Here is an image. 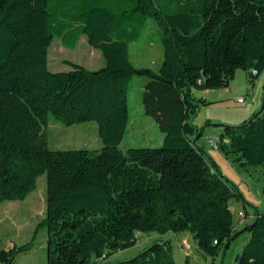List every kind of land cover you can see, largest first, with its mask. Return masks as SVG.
Listing matches in <instances>:
<instances>
[{
	"label": "trees",
	"instance_id": "16d2710c",
	"mask_svg": "<svg viewBox=\"0 0 264 264\" xmlns=\"http://www.w3.org/2000/svg\"><path fill=\"white\" fill-rule=\"evenodd\" d=\"M152 23L162 50L156 71L136 68L130 56ZM81 37L104 66L65 62L69 71H49L53 39L75 50ZM238 70L250 83L264 74V0H0V205L24 201L45 176L36 230L47 233L46 264H174L169 242L108 263L139 234L169 233H188L214 259L241 232L249 240L234 264H264V209L235 229L229 203L242 197L197 145L203 127L191 123L210 105L196 93L227 88ZM136 77L145 81L135 103L161 141L122 149ZM50 118L96 123L101 148L50 150ZM216 126L213 148L225 159L239 169L264 165L262 111ZM31 250L32 243L0 250V264Z\"/></svg>",
	"mask_w": 264,
	"mask_h": 264
},
{
	"label": "rangeland",
	"instance_id": "374dc122",
	"mask_svg": "<svg viewBox=\"0 0 264 264\" xmlns=\"http://www.w3.org/2000/svg\"><path fill=\"white\" fill-rule=\"evenodd\" d=\"M159 30L152 24H150L145 32V35L140 43L133 44L130 48L131 62L136 68H149L156 71L160 65L162 59V50L159 44V37L154 31ZM152 40V44H148V40ZM48 69L49 71L63 72L69 71L70 68L65 62H71L78 64L89 71H95L104 66V59L99 50L92 49L88 46L86 37H81L75 50L66 49L61 45L57 39H53L47 53ZM264 74L260 75V79H263ZM145 78L136 77L131 82L129 91V116L130 123L127 133L120 145L122 149L132 147H156L159 145L158 138L161 136L157 129L156 124L152 119L145 117L143 110L135 103L133 94L139 96L142 91V82ZM244 84H247V74L238 70L235 73L233 87L243 88ZM219 90H213V94H217ZM251 91V90H250ZM201 98L203 95L196 93ZM234 107L232 109H219L218 105L212 106L211 103L208 106L200 108L196 115L191 119V123L197 127H203L202 135L200 137L195 136L197 145L201 147L206 153L207 159H212L216 162V165L229 185L234 187L236 191L241 195L242 200H231L229 205L233 215V222L235 229L240 231L241 225H237L238 213L252 215L256 209L262 211L264 209V165L259 167H250L247 169H239L235 167L229 160L213 146H206V140L209 138L213 140L214 134H218V124H225L231 126H238L242 121L252 116L246 115V103L232 101ZM231 103V102H230ZM229 102L223 103L230 104ZM232 103V104H233ZM257 111L264 113V90L262 92V102ZM256 111V112H257ZM209 124V126H206ZM47 136L48 148L52 151H68V150H99L101 148V141L98 135V127L94 122L84 123L74 126H64L63 124L55 121L53 118L49 119V123L45 129ZM161 145V144H160ZM159 147V146H158ZM45 189L46 182L45 176L42 175L38 178L36 189L29 195V205L32 207L30 214H28L27 220L24 221L18 219L14 222L6 220L13 212L14 208L20 207L21 203H13L14 208L8 209L6 212L2 210L6 204L0 206V250L9 249L10 244L21 246L26 243H32V250L29 252V257L18 259L16 264H46L45 257V243L47 233L44 229H37V224L43 219L45 213ZM246 221V219H245ZM244 221V222H245ZM250 220L247 219L245 224H249ZM25 224V225H24ZM185 237L190 236L188 233H184ZM148 237L149 243L145 246L147 248L151 243L161 241L157 235H143L141 240ZM249 240V235L246 232L239 233L230 243L225 253L220 252L214 259L205 257L202 255L195 246L192 238H188L187 248L183 243L184 240H180L181 245L179 247L177 241L173 235H170L168 240L163 242H170L172 260L174 264H234L236 255L241 251L243 246ZM141 245H135L134 247L120 251L110 258L111 263H118L124 260H129L138 255L143 249H139ZM144 248V249H145ZM188 249V250H187Z\"/></svg>",
	"mask_w": 264,
	"mask_h": 264
},
{
	"label": "crops",
	"instance_id": "0c3cea01",
	"mask_svg": "<svg viewBox=\"0 0 264 264\" xmlns=\"http://www.w3.org/2000/svg\"><path fill=\"white\" fill-rule=\"evenodd\" d=\"M234 81V80H233ZM233 81L230 83V85L225 88V89H221L217 92V94H213L212 91H205L200 93L201 95H203L204 99L208 102L211 103L212 106L214 105H218V107L220 106L221 108L219 109H232L235 108L234 107V103L232 102L233 100H236V102H244L246 103V115L244 116H249V114H253L258 110V107L260 106L261 102H262V92L264 90V77L263 79H260V76L257 77L255 80H253V83H250L247 77V84H244L243 88H234L233 87ZM251 90V91H250ZM227 102H231L230 104H223V103H227ZM233 103V104H232ZM131 125V123H130ZM213 139H217V133L214 134V137H212ZM159 142L161 141V136L158 138ZM211 140V139H207L206 140V146H210L207 142ZM216 163V162H215ZM8 203V202H5ZM13 203H21L20 207L18 208H14V204ZM4 204V203H3ZM1 204V205H3ZM0 205V206H1ZM16 209L13 212L10 213V215L8 214H4L7 215V219L6 220H10L11 222H14L18 219L23 220V223L25 220H27L28 214H30V210H31V206L29 205V196L21 202H10V204H6V206L2 209L4 211L2 212H6L8 209ZM253 215H247L244 214L245 218L242 220V222L240 223V227H243L245 225V222H247L248 220H252ZM246 219V221H245ZM245 221V222H244ZM25 225V224H24ZM170 235H173L177 241V245L180 247H184L183 245H181L182 243H180V240H184L183 243L185 245H187V243L185 241L188 240V238H190L191 236H183L185 235L184 233H180V234H166L163 236H157L161 239V241H158L157 239H155V241L158 242H163V240H168V238L170 237ZM142 234H139L137 236L138 241L136 243V245H141V247L139 249H144L145 246L149 243L148 241V237H145L141 240L142 238ZM168 243V242H167ZM170 243V242H169ZM14 244H10L9 248H11ZM29 255V253L20 256V258H24V257H29L27 256ZM19 259V258H18ZM18 261V260H17ZM108 263H110V259H108ZM32 264H35V262H32Z\"/></svg>",
	"mask_w": 264,
	"mask_h": 264
},
{
	"label": "built area",
	"instance_id": "2783aa9c",
	"mask_svg": "<svg viewBox=\"0 0 264 264\" xmlns=\"http://www.w3.org/2000/svg\"><path fill=\"white\" fill-rule=\"evenodd\" d=\"M255 74H256V73L253 72V75H255ZM216 141H217L216 139H213V140H209L207 143H208L210 146H214ZM237 218H238L237 225H240V223H241L242 220L245 218V216H244L243 213H238ZM186 248H187V245H186ZM187 250H188V249H187Z\"/></svg>",
	"mask_w": 264,
	"mask_h": 264
},
{
	"label": "water",
	"instance_id": "95a60500",
	"mask_svg": "<svg viewBox=\"0 0 264 264\" xmlns=\"http://www.w3.org/2000/svg\"><path fill=\"white\" fill-rule=\"evenodd\" d=\"M168 244V243H167Z\"/></svg>",
	"mask_w": 264,
	"mask_h": 264
}]
</instances>
